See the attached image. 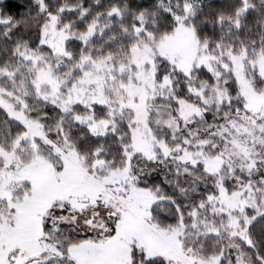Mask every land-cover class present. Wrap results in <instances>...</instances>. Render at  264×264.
<instances>
[{"label":"rangeland","instance_id":"obj_1","mask_svg":"<svg viewBox=\"0 0 264 264\" xmlns=\"http://www.w3.org/2000/svg\"><path fill=\"white\" fill-rule=\"evenodd\" d=\"M33 1L36 43L0 66V110L14 124L0 117V264H133V246L168 264H251L241 243L264 213V49L212 54L175 16L160 38L140 18L130 51L104 55L91 47L94 27L62 25ZM232 78L244 106L220 108ZM79 128L121 149L73 136ZM169 164L199 165L218 188L189 220L163 227L152 216L160 198L140 176ZM191 232L227 234L232 255L197 252ZM69 234L82 243L67 248Z\"/></svg>","mask_w":264,"mask_h":264},{"label":"trees","instance_id":"obj_2","mask_svg":"<svg viewBox=\"0 0 264 264\" xmlns=\"http://www.w3.org/2000/svg\"><path fill=\"white\" fill-rule=\"evenodd\" d=\"M44 2L49 10L57 13L62 25L70 22L79 28L94 27L96 34L91 47L104 55L111 53L117 56L122 50L127 53L130 51L134 43V28L140 18L146 20L145 29L151 35L160 38L173 32L177 24L175 16L187 18L186 25L212 54L222 57L242 49H264V0H44ZM0 9L7 17L6 23L0 27L1 66L11 59L21 44L36 43L40 23L35 18L39 17L41 9L33 0H0ZM70 46L74 47V51H78V44L70 43ZM165 63L162 61L161 67L167 70ZM182 77L184 80L185 76ZM181 85L184 90L186 82ZM227 88L222 96L220 108H223L226 102H230V107L237 105L243 108V95L234 78L227 82ZM51 111L50 109L49 112ZM0 115L2 120H7L6 114L1 110ZM6 122L14 125L9 119ZM2 126L7 130L4 123ZM13 127L10 128L11 136H14L16 131L15 126ZM80 134L82 140L89 144L99 143L104 146L111 144L112 148L121 149V144H115V139L106 135L104 138L94 137L83 128L73 132V136ZM102 140L104 142H101ZM80 146L83 147L84 144ZM77 148L81 149L78 145ZM237 174L243 180L249 179L240 172ZM140 177V185L160 198L152 207V216L155 222L163 227L189 220L191 216L189 212L198 210L200 204L206 202L218 188L216 178L199 165L186 166L179 170L169 164L152 172L151 175L143 173ZM223 181L225 187L232 188L226 178ZM62 227L68 226L62 224ZM60 235H65L64 231H61ZM225 236L229 239L224 233L218 236L195 235L191 232L185 236V242L197 252L213 255L230 246ZM248 236L250 244L241 243L248 263L264 264V213L252 220L248 227ZM83 238L79 234H69L66 236L65 244L69 249L74 248L82 243ZM215 243L217 246L214 248ZM227 250L232 255L233 248L228 247ZM131 256L133 264H168L159 257L147 259L136 246H133Z\"/></svg>","mask_w":264,"mask_h":264}]
</instances>
